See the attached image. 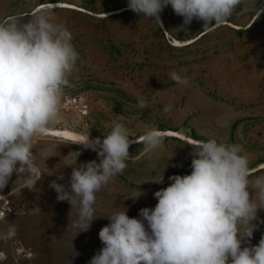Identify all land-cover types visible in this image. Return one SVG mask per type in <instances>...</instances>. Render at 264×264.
I'll return each mask as SVG.
<instances>
[{"label":"rangeland","instance_id":"374dc122","mask_svg":"<svg viewBox=\"0 0 264 264\" xmlns=\"http://www.w3.org/2000/svg\"><path fill=\"white\" fill-rule=\"evenodd\" d=\"M262 4L264 0H245L249 11L221 25L203 28L202 21L193 20L186 31H177L183 17L170 5L160 14L159 27L128 9L127 0H0V20L41 10L54 13L70 30L80 56L64 86L56 122L33 139L36 164L55 208L69 213L71 207L57 201L49 187L61 174L64 180L58 182L67 184L72 172L67 154L81 151L77 164L97 159L95 152L73 142L88 135L102 139L118 115L133 136L130 140L141 141L149 129L161 136L151 153L142 142L131 144L128 167L97 193L99 218L88 231L74 229L77 238L68 229L69 218L53 221L63 236L51 252L78 253L85 259L39 264H88L103 247L98 233L109 223L103 217L116 206L126 207L129 217H137L143 207L154 208L153 194L169 186L170 176L190 174V153L197 141L214 138L239 145L250 161L251 176L264 175V12L251 10ZM173 71L189 83L171 81ZM67 97L77 101L67 103ZM138 98L147 107H138ZM80 103L86 104L85 112ZM162 175V183L151 182ZM139 190L144 195L131 199ZM253 223L264 227L258 219Z\"/></svg>","mask_w":264,"mask_h":264},{"label":"clouds","instance_id":"9594fccd","mask_svg":"<svg viewBox=\"0 0 264 264\" xmlns=\"http://www.w3.org/2000/svg\"><path fill=\"white\" fill-rule=\"evenodd\" d=\"M244 2L127 0V7L161 27L160 14L170 5L183 17L176 30L186 31L193 20L202 21L205 28L244 14L249 11ZM251 10L261 14L264 4ZM79 59L70 30L51 11L0 20V191L15 174L23 182L22 189L40 192L37 182L42 172L33 139L56 122L64 86ZM169 79L178 85L189 83L175 71ZM138 107H147L143 98H138ZM121 119L118 115L102 139L88 135L73 142L95 152L97 159L77 164L81 151H70L66 157L72 161L68 165L72 172L67 184L58 182L64 180L62 174L49 183L57 201L71 206L68 228L79 233L99 218L94 207L97 193L128 167L131 144L142 142L146 153L161 144L156 129L147 130L141 141L130 140L133 136ZM190 155V174L170 176L169 186L154 192V208L143 207L137 217H129L126 207L116 206V211L103 217L109 221L98 233L103 247L88 264H264V235L251 244L257 228L253 222L258 210H264V175L251 176L250 161L239 145L214 138L197 141ZM151 182L162 183L163 175ZM142 195L139 190L131 199ZM30 210L41 211L38 205ZM16 232L9 223L0 231V240L11 239Z\"/></svg>","mask_w":264,"mask_h":264},{"label":"crops","instance_id":"0c3cea01","mask_svg":"<svg viewBox=\"0 0 264 264\" xmlns=\"http://www.w3.org/2000/svg\"><path fill=\"white\" fill-rule=\"evenodd\" d=\"M43 176L37 182V187L40 189L39 193L29 191L26 188L22 189L23 182L19 179L16 180L17 177L15 174L10 179L8 185L0 191V195L9 204V209L0 222V231L6 230L9 223L14 224L17 228L16 235L13 238L0 240V249L9 253L12 245L23 234L24 237H21L22 240L19 241L30 247L33 251V259L29 264L46 263L62 258L75 260L85 259V256H81V254L51 252L55 244L58 245L61 243L63 236L62 230L60 229L61 226H56L53 221L69 218V213H63L53 206L52 200L48 197L46 177ZM36 205L40 207L41 211L33 214L30 209ZM257 217L260 223L264 224V210H258ZM256 225L257 228L254 230L253 238L251 239V244L253 245L257 244L261 236L264 235V227H261L259 224ZM68 229L74 236H78L73 228L69 227Z\"/></svg>","mask_w":264,"mask_h":264},{"label":"built area","instance_id":"2783aa9c","mask_svg":"<svg viewBox=\"0 0 264 264\" xmlns=\"http://www.w3.org/2000/svg\"><path fill=\"white\" fill-rule=\"evenodd\" d=\"M76 102V98L67 97L66 102ZM82 112L86 110V104L80 103ZM0 222L5 217V213L9 209L8 202L0 195ZM33 259V251L30 247L22 244L19 240L15 242L10 252L0 249V264H29Z\"/></svg>","mask_w":264,"mask_h":264}]
</instances>
